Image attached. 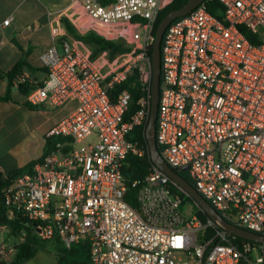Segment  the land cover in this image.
I'll return each mask as SVG.
<instances>
[{"label": "built area", "instance_id": "built-area-1", "mask_svg": "<svg viewBox=\"0 0 264 264\" xmlns=\"http://www.w3.org/2000/svg\"><path fill=\"white\" fill-rule=\"evenodd\" d=\"M205 1L163 34L155 141L163 159L186 172L223 218L264 235V0H217L221 18ZM73 3L88 31L124 39L144 29L141 47L132 62L108 73L68 40L54 39L41 52L46 77L27 101L58 106L74 100L76 106L48 129L46 135L59 140L0 191V213L26 219L42 238L57 237L65 247L87 242L92 264H264V243L246 239L238 247L217 221L200 218L193 199L196 210L183 213L182 188L154 164L131 182L136 206L124 199V159L145 153L128 134L148 122L147 48L162 0ZM10 21L1 19L0 28ZM134 71L143 96L125 119L129 90L121 89L116 100L110 92ZM29 81L19 72L12 84ZM13 249L0 243V261Z\"/></svg>", "mask_w": 264, "mask_h": 264}, {"label": "crops", "instance_id": "crops-1", "mask_svg": "<svg viewBox=\"0 0 264 264\" xmlns=\"http://www.w3.org/2000/svg\"><path fill=\"white\" fill-rule=\"evenodd\" d=\"M63 14L75 28L86 29L79 21H87L80 16L73 0H0V20L11 16L10 23L0 28V96L8 87V72L19 60L23 63L12 79L19 72H27L31 89L46 77L39 55L54 39L79 46L81 40L70 39L63 26L60 20ZM9 93L8 100L0 99V171L3 175L41 159L47 139L53 138L46 135L48 129L76 106L74 100L58 106L47 102L33 105L27 101V92L22 93L14 84ZM3 227L0 225V243L6 246L4 238L9 229L5 234Z\"/></svg>", "mask_w": 264, "mask_h": 264}, {"label": "trees", "instance_id": "trees-1", "mask_svg": "<svg viewBox=\"0 0 264 264\" xmlns=\"http://www.w3.org/2000/svg\"><path fill=\"white\" fill-rule=\"evenodd\" d=\"M186 1L187 0H162V8L158 12L152 25V29H151L152 34L153 35L155 34V29L157 27V24L160 21V19L163 17V15H165L171 9L180 7ZM205 4L209 12H211L218 18L222 17L223 7L219 3V1L206 0ZM60 20L68 34L72 35L77 40H83L87 43L94 44V46H96L95 50L93 51V54L103 49L128 52L130 54H137V52L139 51V49L135 47L133 48L131 46L130 47L124 46L118 43L117 39L105 37L101 34L95 33L94 31H87L86 33H80L75 28V26L72 25V23L69 21L67 17H61ZM240 29L245 34V36H247L250 40L254 41L253 37L250 35V33L247 30H245L242 27H240ZM151 48L152 45H149L147 48L148 55L151 54ZM22 63H23L22 60H19L14 65V67L8 72V77H9L8 87L6 89V92L2 96H0V99L8 100L10 98L9 90L12 84L13 74L20 69ZM133 75L134 73L128 76L127 79H125L121 83L116 84L111 89L110 92L112 100H116V97L118 93L121 91V89L127 88L129 90L130 101L127 110L125 111L124 114L125 119L128 118L129 114L133 113L136 109H138L140 100L143 96L142 90L137 85H131V82L133 81L134 78ZM161 80H162V76L160 75V84H161ZM28 85L29 83L28 84L25 83L19 86L22 93L28 92V90L30 89ZM146 126L147 124L137 125L128 134V138L133 141H137V143L145 150V153L141 156L135 153H129L127 157L124 159V162L121 167L122 175L126 183L124 199L133 206H136L137 204L135 200L136 189L131 186V182L136 178L142 177L153 164L149 159V155L146 154V151L148 149ZM58 140L59 138H48L46 143V151H48ZM34 162L36 161L35 160L31 161L22 167L16 168L7 175H3L2 172L0 171V191L5 187H7L8 185H10L16 175L30 170ZM181 175L192 184V180L186 172H181ZM178 192L182 198V203H184L186 200H192L191 197L188 196L183 191L178 190ZM198 215L203 221H205L207 218V215L202 211H198ZM0 225L6 226L10 232L15 234H21V232L25 230V235L23 237V240L14 246V255L12 256V258L8 260L0 261V264H22L23 261L28 260L35 255L38 246H41L40 239L37 237L33 228L27 225L26 219L18 218L16 220L11 221V220H7L3 216V214L0 213ZM52 239H54L61 245L60 251L58 253L57 264H92L89 257V247L87 245V242L81 241L72 244L69 247H65L57 237H54ZM245 240L246 239L242 237L235 236L234 242L238 247H240L242 241Z\"/></svg>", "mask_w": 264, "mask_h": 264}, {"label": "water", "instance_id": "water-1", "mask_svg": "<svg viewBox=\"0 0 264 264\" xmlns=\"http://www.w3.org/2000/svg\"><path fill=\"white\" fill-rule=\"evenodd\" d=\"M203 0H187L178 8L169 10L157 24L152 43L150 60L152 68L151 99L148 122L146 126V137L149 148V157L151 162L163 170L182 188V190L193 199V201L203 210V212L212 220L217 221L229 233L242 237L247 240L264 243V235L242 228L223 218L215 208L195 189V187L185 179L179 172L175 171L161 156L157 147L154 132L155 118L158 107L160 75H161V42L163 34L168 24L177 17L190 12L195 6Z\"/></svg>", "mask_w": 264, "mask_h": 264}, {"label": "rangeland", "instance_id": "rangeland-1", "mask_svg": "<svg viewBox=\"0 0 264 264\" xmlns=\"http://www.w3.org/2000/svg\"><path fill=\"white\" fill-rule=\"evenodd\" d=\"M62 17H65L64 14ZM105 26L106 25H103L104 29H107ZM77 30L80 33H86L88 31L86 29L84 30L83 28ZM139 32L140 34L136 38L124 37V39L123 38L117 39L118 43L124 46H129V47L131 46L133 48L135 47L137 49H140L142 39L145 34V30L140 29ZM68 35L70 36V39L74 41L77 40L72 35L70 34ZM95 47L96 46H94V44L87 43L83 40H81L79 44L80 49L89 52V56L93 60L94 64L100 68V71L102 73H108L109 71L123 65L127 61L132 62L136 55V54H130L128 52L113 51L111 49H103L93 54ZM133 77L134 78L133 81L131 82V85H137L140 88L137 71H134ZM181 210L186 215H190L196 210V206L193 204L192 200H186L184 203L181 204ZM2 230L3 232L5 231L6 234L7 227L4 226ZM36 235L40 239L41 246H38L37 251L32 258L23 261L22 264H57L58 253L60 251L61 245L54 239L42 238L41 235L37 233ZM23 236L24 235L22 234H15L8 230L7 235L4 238V243L8 244V245L6 244L7 248H11V247L14 248L16 244L22 241ZM13 255H14V249L8 253L9 259L12 258ZM252 258L254 257L252 256Z\"/></svg>", "mask_w": 264, "mask_h": 264}]
</instances>
